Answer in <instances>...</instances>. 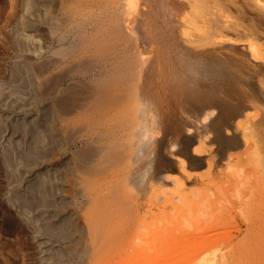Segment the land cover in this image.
Instances as JSON below:
<instances>
[{"label":"rangeland","instance_id":"obj_1","mask_svg":"<svg viewBox=\"0 0 264 264\" xmlns=\"http://www.w3.org/2000/svg\"><path fill=\"white\" fill-rule=\"evenodd\" d=\"M100 4L0 0V264H157L171 244L176 264L242 258L264 227V0ZM210 43L237 56L231 101L206 102L199 64L181 65ZM175 79L194 98L170 88L154 122L147 107Z\"/></svg>","mask_w":264,"mask_h":264},{"label":"bare ground","instance_id":"obj_2","mask_svg":"<svg viewBox=\"0 0 264 264\" xmlns=\"http://www.w3.org/2000/svg\"><path fill=\"white\" fill-rule=\"evenodd\" d=\"M100 1V5L101 6H103V7H111V5H112V7L111 8H113V4H114V0H99ZM126 1H129V0H126ZM126 3V2H125ZM128 4V3H127ZM107 5V6H106ZM97 6H99V5H97ZM128 6H130L129 4H128ZM127 8V7H126ZM128 10H129V8H127ZM140 11L138 12L139 14H140V16H138L139 14H135V15H137V17H139V19H141V22L143 23V24H145V23H147L148 21L146 20L147 19V17L145 16V14H146V9L145 8H142V10L141 9H139ZM162 17V16H161ZM109 22H110V20H109ZM132 24V23H131ZM109 25V24H108ZM169 32H170V34L172 35V38H174L175 37V34H174V29L173 28H171V26H169ZM98 30H100V29H98ZM101 30H102V28H101ZM105 30V29H104ZM107 30V29H106ZM96 31V30H95ZM95 31H93V33H95ZM97 32V31H96ZM106 32V31H105ZM104 32V33H105ZM93 33H92V36H93ZM100 33H101V31H100ZM103 33V34H104ZM108 33V32H107ZM90 34V32L88 33V35ZM95 34H97V33H95ZM85 35V34H84ZM87 35V36H88ZM99 36V35H98ZM115 51V50H114ZM227 52V55H225V53ZM231 52V50L230 49H227V50H222V48L220 47V46H217V43H210L208 46H206V47H204L202 50H198V49H192V50H181L180 51V53H182L183 55H184V57L183 58H185L184 60V62L181 64L182 66L183 65H185L186 63L187 64H191V63H195V64H199V67L197 68V69H194L192 72H191V74H190V77L194 80V82L196 83L195 85H194V88L195 89H198L199 87H201V86H203V87H207V90H206V92H204V100L207 102V101H209V100H214L215 99V96H216V94H220V95H225V98H226V101H231L229 98H232V96L235 94V92H236V88H237V86H235L233 83H231L230 82V80H232V79H235V77H236V73H237V70L235 69V67H234V61L235 60H231V58H229L228 57V53L230 54V52ZM113 52V51H112ZM223 52H225V53H223ZM236 57L237 56H235V58L233 57L232 59H236ZM172 64H174L175 62H176V59L173 57V59H172ZM113 63V62H112ZM112 66V65H111ZM186 66H188V65H186ZM108 67V66H107ZM176 67H177V64H176ZM109 68V67H108ZM114 68V67H113ZM180 67H178L177 69H179ZM115 69V68H114ZM114 69H112L113 71H114ZM112 71V72H113ZM191 78H190V80H191ZM170 79H168V81H169ZM167 85V84H166ZM183 85V86H182ZM190 86H192L191 84H190ZM170 88L173 90L174 89V92H173V97H174V95L176 96V94H178L177 93V91H180V95L183 97V95H186V97H187V99H189V100H191L192 98H194V96H193V94H194V91H193V88L191 89L189 86L187 87V85L186 84H182V81L180 82V80L178 79H175V80H172L171 82H170V84H168V88L164 91V88L163 87H158L157 88V91H158V94H155V96L153 95V99H155V101H156V103L155 104H153L152 102L150 103V106L149 107H147V110H150V112H149V118L150 119H152V120H154V122H156V120H157V122H158V120H160L161 119V114L163 115L164 113H165V111L167 110V109H165V106L164 105H162V107H159L160 105V100H162V98L163 99H165L166 97H168L167 95V91L168 90H170ZM234 88V89H233ZM231 89H233V90H231ZM177 90V91H176ZM218 91H221V92H218ZM192 92V93H191ZM203 97V96H202ZM202 97H201V100H200V102L202 101ZM166 99H168V98H166ZM165 99V100H166ZM170 99V98H169ZM198 99V97L196 98V100ZM224 101V100H223ZM159 103V104H158ZM162 103V102H161ZM143 109V111H144V109L145 108H142ZM146 110V109H145ZM119 111V110H118ZM117 111V112H118ZM116 112V111H115ZM120 113H121V111H119ZM118 112V113H119ZM118 113H114L115 114V117H112V118H108V117H105V118H103L102 119V127L101 128H104V131H111V133H112V130L114 129V128H117L120 124V117H119V115H118ZM158 116H160V118H158ZM158 118V119H157ZM136 119V117H134V118H131L130 120H131V122L133 123L134 122V120ZM130 122L128 121V124H129ZM164 123H165V121H164ZM113 135H115V134H113ZM149 144V142L148 141H146V140H144V141H140L139 143H138V150L139 151H142L143 150V148H145L147 145ZM35 146V145H34ZM34 146H32V150H31V153H33V151H34V148L36 149V147H34ZM138 151V152H139ZM29 153V152H28ZM30 153V154H31ZM153 165L155 166V164L153 163ZM152 173H153V176H155L156 174V172H155V170H154V167H153V170L151 171ZM146 175H148V173H145V176ZM156 177H161V176H158V175H156ZM243 180V179H242ZM238 181H240V180H235V183H237ZM242 182H244V180L242 181ZM242 182H238L237 183V185L239 184L240 186H241V183ZM234 182H233V184H235ZM231 186V185H230ZM230 186L228 187V188H230ZM242 186H244V185H242ZM241 186V187H242ZM232 187V186H231ZM239 187V186H238ZM38 188L40 189V185L38 186ZM244 189V188H243ZM206 194V193H205ZM211 194H213V193H211ZM204 195V194H203ZM202 195V196H203ZM207 195V194H206ZM205 195V196H206ZM213 196V195H212ZM212 196H207V197H204V198H202V200H205L206 198H207V200H206V202L205 203H207V201L209 200L208 198H211ZM220 196V195H219ZM215 197H217L216 195H215ZM215 197H214V199H215ZM227 197V196H226ZM243 197H245L244 195H243ZM242 197V198H243ZM219 198H217L216 200H218ZM227 199H228V197H227ZM245 199V198H244ZM198 200H201V197L198 199ZM211 200H213V198L212 199H210V202H211ZM216 200H214V201H216ZM226 200V199H225ZM172 201V200H171ZM184 201H186L187 202V200L185 199ZM219 201H221V202H223L222 200H221V198L219 199ZM219 201H217L216 203H218L217 205H218V207H221V205H223L224 204V202L221 204V202H219ZM227 201V200H226ZM228 201H230L229 199H228ZM231 201H232V198H231ZM174 201H172V203H173ZM201 202H203V201H201ZM171 203V204H172ZM215 203V202H214ZM215 203V204H216ZM221 205H220V204ZM197 204V203H196ZM200 204V203H199ZM203 204H204V202H203ZM202 204V205H203ZM211 204V203H210ZM208 205V209H211V208H213V207H211L210 208V206L211 205ZM214 204V205H215ZM228 204H229V206H230V202H228ZM227 204V205H228ZM201 205V206H202ZM236 205V204H235ZM175 206V205H174ZM192 206H193V204H192ZM196 207L198 206V204L197 205H195ZM204 206V208H205V205H203ZM233 207V205L231 206V208ZM182 209V208H181ZM183 209H184V207H183ZM182 209V210H183ZM207 209V208H206ZM207 209V210H208ZM214 210H215V207L213 208ZM219 209V208H218ZM218 209H216L217 211H218ZM224 209H227L226 207H224ZM234 208H232L231 209V211L233 210ZM186 210V209H185ZM188 210V209H187ZM186 210V211H187ZM215 210V212L217 213V211ZM220 210L221 211H223V213H224V211L225 210H223V206L220 208ZM219 210V211H220ZM184 211V210H183ZM190 211V210H189ZM185 212V211H184ZM203 211H201V213H202ZM208 212H210V210H208ZM226 212V211H225ZM198 213H200V210H199V212H197V214ZM200 213V214H201ZM220 213H222V212H220ZM220 213H218V214H220ZM181 214V213H180ZM187 214H188V212H187ZM191 214V212L189 213V215ZM203 214V213H202ZM204 214H207V212H205ZM212 214H213V212H212ZM215 214V213H214ZM213 214V215H214ZM230 217L232 216V214H230L229 212L227 213ZM208 215V214H207ZM194 216V215H193ZM200 216H202V215H200ZM205 217H206V215H204ZM203 216V217H204ZM224 216V215H223ZM227 215H225L224 216V218L226 219L227 217H226ZM182 217V216H181ZM187 217H188V215H187ZM196 217H199V214L196 216ZM229 217V218H230ZM183 218H185V217H183ZM203 219V218H202ZM204 219H206V218H204ZM185 220H187L186 218H185ZM175 221H177V220H175ZM191 221V220H190ZM221 221V220H220ZM230 221V220H229ZM229 221H225V222H229ZM187 222H189V220L187 221ZM180 223V222H179ZM197 223V222H196ZM195 223V224H196ZM206 223H207V221H206ZM220 223V222H219ZM221 223H223V220H222V222ZM188 224V223H187ZM186 224V225H187ZM204 224V223H203ZM224 224V223H223ZM182 225H184V224H182ZM181 225V226H182ZM186 225H184V226H186ZM199 225V224H198ZM207 225V224H206ZM205 225V226H206ZM213 226H214V224H212ZM211 224H210V226L211 227H213ZM175 226V225H174ZM173 226V227H174ZM184 226H182V227H184ZM200 226V225H199ZM227 226V225H226ZM196 227V226H195ZM201 227H202V224H201ZM217 227V226H216ZM187 228H188V225H187ZM208 228H210V227H208ZM66 229H69V227L67 226V223L65 224V225H62V226H60V227H58V228H53V227H51L50 225L48 226V228H47V230H48V232H52V231H54V232H56V231H61V232H63V231H65ZM175 229V228H174ZM180 229V228H179ZM184 229H186V228H184ZM205 227L204 228H202V230H204L205 231ZM183 230V229H182ZM196 230V229H195ZM200 231H201V229H199ZM199 230H197L198 232H200ZM172 231V230H171ZM184 231V230H183ZM189 231H192V230H190L189 229ZM211 231V230H210ZM256 231V232H255ZM168 232V231H167ZM179 231H177L176 233L178 234V236H179V234L180 233H178ZM195 232V231H194ZM253 232H255V234H254V238L253 239H250L247 243H246V245H245V243H244V245L245 246H243V248L241 249V247L242 246H239L238 248L239 249H241L242 251L240 252L241 254V256L240 257H242V258H238V259H236L235 258V260L232 262V260H231V258H229V261H230V263L231 264H264V227H260L258 230H254ZM165 233V232H164ZM207 233V232H206ZM190 234H192V233H190ZM194 235H195V233H193ZM192 234V235H193ZM200 234H201V232H200ZM202 234H205L204 232H202ZM166 235H167V233H166ZM169 235H172V233H170ZM185 235V234H184ZM199 235V234H198ZM173 236V235H172ZM172 236H169V237H172ZM180 236H182V235H180ZM190 237V236H189ZM171 239V238H170ZM195 239H197V238H195ZM181 240V239H180ZM167 241V240H166ZM183 241V240H182ZM198 241V240H197ZM164 242V241H163ZM173 242V241H172ZM174 242H175V240H174ZM185 242V241H184ZM195 242V241H194ZM191 243V242H190ZM182 244V243H181ZM186 244H188V243H184L183 245H185V246H187ZM176 244H171V245H168V247L166 248L167 249V251H169V253H170V256L168 257V256H165L164 255V257H163V252L165 251L164 249H162L161 250V254H157V256L156 257H154V258H152V260H153V262L154 261H156L157 262V264H162V263H172V264H176L177 262H178V256H175L176 254V252L179 250V248H178V246L176 245ZM192 245V244H191ZM184 246V247H185ZM162 247H163V245H162ZM187 248V247H186ZM237 248V249H238ZM158 249V248H157ZM183 249V248H182ZM238 249V250H239ZM152 251V249L150 248V253H152L151 252ZM188 251V250H187ZM178 252H180V251H178ZM233 252H235V253H237L236 252V250L235 251H233ZM232 252V253H233ZM182 253V252H181ZM180 253V254H181ZM190 254V253H189ZM232 255V254H231ZM239 255V254H238ZM239 257V256H238ZM244 258V259H243ZM180 259H183V258H180ZM202 259V258H201ZM225 259H227V258H225ZM224 259V260H225ZM146 260V259H145ZM145 260H142V262H139L138 264H148V262L147 261H145ZM199 261V260H198ZM227 262H228V259L226 260ZM225 261V263L226 264H230V263H227ZM200 262H202L201 260H200ZM150 263H152V261L150 262ZM204 263V262H203ZM137 264V263H136ZM187 264H190L189 262L187 263Z\"/></svg>","mask_w":264,"mask_h":264}]
</instances>
